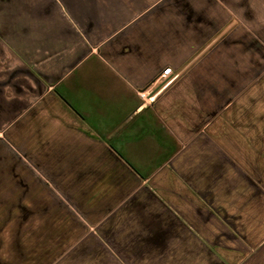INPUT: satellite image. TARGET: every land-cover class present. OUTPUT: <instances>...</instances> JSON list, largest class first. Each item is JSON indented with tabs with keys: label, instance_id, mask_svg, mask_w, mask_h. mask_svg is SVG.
I'll return each instance as SVG.
<instances>
[{
	"label": "crops",
	"instance_id": "0c3cea01",
	"mask_svg": "<svg viewBox=\"0 0 264 264\" xmlns=\"http://www.w3.org/2000/svg\"><path fill=\"white\" fill-rule=\"evenodd\" d=\"M0 264H264V0H0Z\"/></svg>",
	"mask_w": 264,
	"mask_h": 264
},
{
	"label": "built area",
	"instance_id": "2783aa9c",
	"mask_svg": "<svg viewBox=\"0 0 264 264\" xmlns=\"http://www.w3.org/2000/svg\"><path fill=\"white\" fill-rule=\"evenodd\" d=\"M176 78H177V75H174L171 68L166 69L164 73L162 74V79H164L165 86L170 85ZM141 96L143 98L144 93H142Z\"/></svg>",
	"mask_w": 264,
	"mask_h": 264
}]
</instances>
